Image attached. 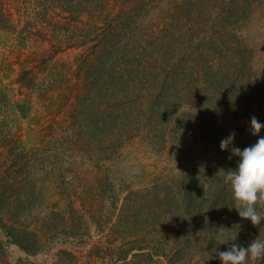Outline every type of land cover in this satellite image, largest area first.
<instances>
[{"label": "trees", "instance_id": "16d2710c", "mask_svg": "<svg viewBox=\"0 0 264 264\" xmlns=\"http://www.w3.org/2000/svg\"><path fill=\"white\" fill-rule=\"evenodd\" d=\"M242 4L251 6L248 0H0V30L11 28L17 11L25 18L32 13L50 46L43 52L42 73L25 71L19 77L20 87L29 92L20 100L24 105L11 102L0 86V115L20 112L27 118L30 95L44 91L45 84L56 88L70 108L68 129L73 136L67 142L77 149L84 146L97 171L103 170V162L116 155L124 140L148 133L156 145L162 139L161 115L176 114L172 98L184 88H195L202 108L212 115L219 113V106L231 115H264V73L255 79L250 53L235 33V26L247 18ZM51 50L77 52L71 71L55 73L57 66L49 65L53 57H46ZM254 141L245 138L234 146L243 150ZM232 160L237 162L235 157ZM172 188L157 184L126 195L115 189L117 205L111 222L106 221L101 195L75 207L90 229L106 236L105 243L91 248L90 256L108 264L192 261L180 239L171 242L177 224L183 225L180 218L186 222L193 216L180 215L182 202ZM184 191V196H191L189 183ZM201 198L205 207L199 204L201 212L196 214L210 223L212 206L206 194ZM184 202L188 207L196 204L189 198ZM33 250L38 253L41 246ZM204 252L212 256L211 249Z\"/></svg>", "mask_w": 264, "mask_h": 264}, {"label": "rangeland", "instance_id": "374dc122", "mask_svg": "<svg viewBox=\"0 0 264 264\" xmlns=\"http://www.w3.org/2000/svg\"><path fill=\"white\" fill-rule=\"evenodd\" d=\"M248 3L251 6L242 4L247 18L235 26V33L250 53V67L257 80L264 73V0ZM17 13L11 28L0 30V86L11 102L24 105V95L29 92L20 87L19 77L25 71L42 73V56L49 44L34 14L25 18ZM53 52L46 57H53L47 63L57 66L55 73L71 71L77 52ZM45 85L44 91L30 95L27 118L20 112L0 115V264H108L89 254L93 246L105 243V234L90 229L75 207L81 208L86 199L101 195L106 221L111 222L117 205L115 189L126 195L157 184L162 189L173 187L182 202L180 215L193 214L186 222L180 218L183 225L177 224L171 238L172 243L180 239L179 244H185L186 254L192 258L185 264H221L218 251H226L232 243L247 246L259 236L264 238V222L253 226L239 216L231 189L223 182V173H218L236 166L233 157L229 159L231 153L221 151V140L235 132L234 143L245 138L257 141L258 137L250 134V120L255 116L264 121V115H231L222 106L212 115L202 108L195 88H184L185 94L172 98L176 114L161 115L158 131L162 139L156 145L151 144L148 133L124 140L116 155L103 162V170L97 171L84 146L77 149L68 144L73 136L68 129L70 108L59 90ZM260 135L264 136V129ZM103 156L106 154L101 153ZM97 177L99 181L94 179ZM188 183L190 197L183 195ZM202 194L207 195L213 209L210 223L196 214L201 212L198 205L206 201ZM186 198L196 204L188 207ZM258 210L264 213V206ZM39 245L41 250L34 253ZM206 249L212 250V256H206Z\"/></svg>", "mask_w": 264, "mask_h": 264}, {"label": "clouds", "instance_id": "9594fccd", "mask_svg": "<svg viewBox=\"0 0 264 264\" xmlns=\"http://www.w3.org/2000/svg\"><path fill=\"white\" fill-rule=\"evenodd\" d=\"M262 129L264 121L253 116L249 131L252 136L258 137L256 143L243 150L235 147V132L220 142L221 151H229V159L235 157L237 162L234 168L220 169L218 173H223V182L231 189L234 208L239 216L249 220L253 226L264 222V213L258 210L264 206V136L260 135ZM218 258L221 264H264V238L259 236L247 246L232 243L226 251H218Z\"/></svg>", "mask_w": 264, "mask_h": 264}]
</instances>
